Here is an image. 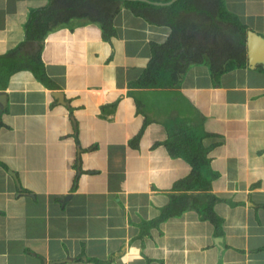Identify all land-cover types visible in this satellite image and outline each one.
<instances>
[{
    "label": "crops",
    "instance_id": "obj_1",
    "mask_svg": "<svg viewBox=\"0 0 264 264\" xmlns=\"http://www.w3.org/2000/svg\"><path fill=\"white\" fill-rule=\"evenodd\" d=\"M64 6L0 0V264H264V68L247 53L264 0H224L241 26L216 18L243 67L193 64L169 88L131 83L170 28L122 8L106 40ZM198 144L209 192L187 187Z\"/></svg>",
    "mask_w": 264,
    "mask_h": 264
},
{
    "label": "trees",
    "instance_id": "obj_2",
    "mask_svg": "<svg viewBox=\"0 0 264 264\" xmlns=\"http://www.w3.org/2000/svg\"><path fill=\"white\" fill-rule=\"evenodd\" d=\"M60 1L65 3L66 16L87 18L92 23L99 25L106 40L113 37L114 18L122 8L130 10L150 25L170 28V33L164 42H151V57L146 62L140 78L131 83L132 87H175L186 70L193 64L206 63L215 79L225 70L244 66L245 49L231 44V41L224 38L226 34L216 22V18L219 17L223 22L234 26L239 25L235 16L233 17L237 21L231 19L232 15L226 11L223 0H175L168 5H155L153 2H169L171 0H149L151 2L143 0ZM48 15V18L43 20L40 25L43 32L50 30L55 23L54 16L50 13ZM239 30L246 34L245 26L239 27ZM239 36L241 37L240 34ZM240 42L243 44L244 41ZM51 88L56 89L57 87L51 85ZM184 143L185 149L189 146L192 148L190 139L185 140ZM177 146L180 149L181 146ZM196 147L193 152L183 151L180 153L193 166L190 178L186 180H191L187 187L209 192L211 179L202 181L204 173L202 167L203 165L208 166V162L203 161L206 150L200 144ZM178 153L179 151L175 154ZM197 181L198 183H194Z\"/></svg>",
    "mask_w": 264,
    "mask_h": 264
},
{
    "label": "water",
    "instance_id": "obj_3",
    "mask_svg": "<svg viewBox=\"0 0 264 264\" xmlns=\"http://www.w3.org/2000/svg\"><path fill=\"white\" fill-rule=\"evenodd\" d=\"M147 2H151L149 0H143ZM175 0H171L169 2H153L155 5H168L172 3ZM247 46H248V60L249 64L252 67H255L256 63H261L264 68V36L257 34L252 31L247 32ZM55 97H61L63 96L60 92H54L53 93Z\"/></svg>",
    "mask_w": 264,
    "mask_h": 264
},
{
    "label": "bare ground",
    "instance_id": "obj_4",
    "mask_svg": "<svg viewBox=\"0 0 264 264\" xmlns=\"http://www.w3.org/2000/svg\"><path fill=\"white\" fill-rule=\"evenodd\" d=\"M14 173V172H13ZM19 185V184H18Z\"/></svg>",
    "mask_w": 264,
    "mask_h": 264
},
{
    "label": "rangeland",
    "instance_id": "obj_5",
    "mask_svg": "<svg viewBox=\"0 0 264 264\" xmlns=\"http://www.w3.org/2000/svg\"><path fill=\"white\" fill-rule=\"evenodd\" d=\"M224 1V0H223Z\"/></svg>",
    "mask_w": 264,
    "mask_h": 264
}]
</instances>
